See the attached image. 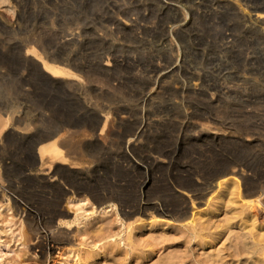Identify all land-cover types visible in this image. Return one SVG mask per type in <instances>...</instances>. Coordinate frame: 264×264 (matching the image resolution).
Returning a JSON list of instances; mask_svg holds the SVG:
<instances>
[{"label":"rangeland","instance_id":"rangeland-1","mask_svg":"<svg viewBox=\"0 0 264 264\" xmlns=\"http://www.w3.org/2000/svg\"><path fill=\"white\" fill-rule=\"evenodd\" d=\"M1 1L0 14L7 7L15 14L11 24L0 22V108L17 111L32 131L23 137L7 126L0 134V264H164L178 257L180 264H199L193 244L198 238L185 241L192 230L182 235L165 225L161 239L159 227L141 231L134 220L146 216L124 214L118 201L145 204L153 197L160 203L159 196L169 195L177 196L175 202L185 200L177 175L191 173L201 193L211 172L235 158L264 170V150L248 145L250 137L242 136L238 145L214 138L239 135L238 129L251 133L255 119L264 115V34L247 15L264 0ZM69 33L76 42L66 41ZM29 49L42 62L75 66L78 81L70 86L71 80L63 79L65 87L53 83L27 56ZM139 118L149 127L139 142L132 141ZM54 131L83 147L78 159L87 168L49 176L35 152L40 139ZM163 147L174 149L171 165L142 159ZM109 193L117 198L99 201ZM215 198L213 207L203 198H187L191 210L197 207L195 222L203 226L197 232L208 238L209 230L232 227L234 234L262 237L264 221L254 224L235 202L226 207L225 197V202ZM52 237L61 241L58 249L51 248ZM42 245L48 246L44 252ZM206 250H220L224 261L235 262L234 246L225 237ZM256 254L259 264L262 257Z\"/></svg>","mask_w":264,"mask_h":264},{"label":"bare ground","instance_id":"bare-ground-1","mask_svg":"<svg viewBox=\"0 0 264 264\" xmlns=\"http://www.w3.org/2000/svg\"><path fill=\"white\" fill-rule=\"evenodd\" d=\"M5 1H9V0H5ZM174 7H175V5H174ZM10 8L7 7V9H4V11L0 14V22H2L5 25H9V23L11 21V18L15 14L14 12L11 11ZM247 12H249L247 15L251 19L250 23L252 22L254 24V26L258 28L259 34H264V6L253 7ZM255 31L257 32V30H255ZM74 34H70V37L66 38V41H68V43H70V42L72 43L73 41H75L74 40L75 39ZM260 36H262V35H260ZM260 36H258V37L261 38ZM26 54H27V56H30L36 62L41 64V67L43 68V71H45L47 73V76H49V79L53 83L57 82L60 85V87L61 86L65 87L64 84H66V83L61 82L63 79H66V78L70 79L71 80L70 82L72 83V84H70V86H71V85H74L75 80L78 81L77 78L80 77V74H79L80 71L75 66H72L70 64L59 65V64H49L47 62H42V60L40 59V57L38 56L36 51L33 50V49H29ZM104 65H105V68H109V69L111 68V62L110 63L107 62ZM72 87H74V86H72ZM75 88H77V86ZM0 112H1V114H0V134L1 133L3 134V130H5V127H7V126H10V133L13 132L15 134H18V136L20 135V136H23V137H27V136H29L31 134V131H32L31 127L28 124L22 123L23 119L20 117V115H18L16 113L17 111L7 110V109L4 110V109L0 108ZM122 112H124V110H122ZM142 113H143L142 116L144 117V114L147 113V112L143 111ZM145 116H147V114ZM141 118H139L138 124L136 125L137 126L136 131L133 132V134H132V136H133L132 141L134 140V141H138L139 142L140 138L144 134H146V132L148 130L149 121L148 120L146 121V120H144V118L143 119H141ZM159 120H160L159 118H156V119L153 118V120H151V121L158 123ZM254 122L255 123L253 125H254V128L255 127L256 128L254 129L255 131L252 129L251 133L249 131H243L241 129H238V130H236V132L234 131V133H237L239 135H231L230 134L231 136H221V137H219L217 134H215L214 138H217L219 141H224L225 143H229L230 145H232V144H237L238 145V144H243L242 136H248V137L251 138L250 141L247 143L248 145L249 144H254L255 147H258L259 149L264 150V130H262V131L260 130L261 128L264 129V115L261 116V117H257ZM105 124H106V122H105ZM102 127L103 128H102L101 134L103 135V132L105 130V125L102 126ZM235 127H237V126H235ZM94 130H95V128H94ZM67 132L69 134V131H67ZM71 138H72L71 135L68 136L67 133H65V132L64 133H60L59 135L56 136V133L54 131V133H50L49 132L47 135H45V137L41 138L40 141H39L41 144H40V146L38 148V151L35 152V157H36V159H39L41 161L42 166L43 165H45V167L47 166V168L49 170L47 172L50 173L49 176H51L54 179H56V178L58 179L59 177L62 178V176L64 174L60 175L58 173L62 169L66 170V171H68V170L70 171V169H74V168H85V167L87 168V166L85 164V161H83L82 159H78L79 158V154L81 155L84 152L83 147H80V145L78 146V145H75V144H71V142L73 141ZM48 139H51V140L48 141V142H44V141H46ZM136 144L137 143L132 144L130 149L131 150L134 149ZM220 144H218L219 147H220ZM215 146H217V145H215ZM168 147L167 148L163 147L162 151H157V150L154 151L153 150L154 152L151 153V154H148V155H145L143 153L145 156H142V159H146L147 161H149V163H151L152 166L153 165L154 166L161 165L162 163L171 165V162H172L171 155H172V151L174 149L171 151ZM234 148H233V150H234ZM221 149H222V147H221ZM158 150H159V147H158ZM209 150H212V149L209 148L208 151ZM215 150H217V149H215ZM149 151L151 152L152 149L151 150L149 149ZM174 153H175V151H174ZM210 153H211V151H210ZM259 153L260 152H258V154ZM204 155H205V153H204ZM218 156H219V154H218ZM234 156H236V155H234ZM220 157H222V156H220ZM208 158H209V154H208ZM208 158L206 160L209 162V164H208V162L206 164L212 165L214 160H212L211 158L210 159H208ZM198 162H200V161H197V163ZM216 162L217 161H215V163ZM219 164H220V162H219ZM212 166H214V165H212ZM256 166H258V165H256ZM45 167L43 166L44 169H45ZM159 168H160V166H159ZM183 171H185V170H183ZM174 172L172 173V176H171L172 177L171 180H173V187L170 186L171 190H173L172 195L174 194V189H173L174 188ZM182 173H184V172H182ZM188 173L189 172H187L186 174H188ZM179 175H177V177L175 176L176 177L175 178L176 179L175 182H176V185L180 188V190L183 191V192H181V195L185 196V198H186V196H187V198L190 197L191 199L192 198L193 199H195V198H198V199L201 198L202 199L203 198L204 199V203L203 204H207V206H209L211 204V201L212 200L214 201L213 198L217 197L218 200H221V202H223L224 201L223 198L225 197L226 198L225 201L228 203V204H225L226 207L230 206V203H234L235 202L237 205L240 206L241 212L246 213L249 216L250 219L252 218L254 224H255L257 219H259L261 222L264 221V179H263L264 170L263 169H261V171H258L255 167H253V165L251 163L244 162L240 158H235L234 160H230V165L227 164V166L220 167V168H215L211 172V176H210L211 180L208 179V181L210 180L208 185L205 184L207 182L204 183V185L207 186V187H205L204 189L201 188V189H203V191H201V193L198 191L197 188H195V187H200L199 186L200 183L197 181V179L195 177H193V175H191V173L188 174L185 178H182V177L180 178ZM206 178H204V180ZM202 182H203V180H202ZM179 188H177V189H179ZM165 189H164V191H165ZM2 190H3V188H2ZM221 190H224V191H221ZM166 191H168V190L166 189ZM169 191H170V189H169ZM164 193H166V192H164ZM164 193H162V194H164ZM168 193H170V192H168ZM159 194H158V196H159ZM215 194H216V196H215ZM113 195H115V194L113 193ZM113 195L112 194L110 195V193H109V195L103 196V199L99 198V201L100 202H104V201H107L108 199H116L117 197L115 198ZM174 195H173V197H174ZM170 197L171 196L169 195V199L167 197H166V199H164V198L162 199L159 196V199L161 201L160 203H157V202L153 201L154 200L153 197L147 199V202L145 204H142L141 202H139V200L138 201L136 200L134 202H128V201L122 200V201H118V203H119V205L121 207L122 212L124 214L128 215V216H132V215H136V214L138 215L139 213L144 214L146 216L145 218H143V219L138 218V219L134 220V221H140L139 223H137L136 227L141 229V231H143V229L145 230V228H148V229L150 228V230L152 231V229L154 227H159L160 230H161V233L158 234V235L161 236V239H162V232H165V230L167 229L166 227L175 229V231H177L179 234H182V235L186 234L189 231V230L187 231L186 229L192 230V232L190 234H187L188 238L186 237L187 240L185 238V241L187 243H189V242L193 241L192 240V239H194L193 237L198 238L197 240L195 239L196 242H194L193 244L196 243V247L198 248V251H199L198 255H197L198 257L197 256L195 257L199 264H255V261L257 260L255 258V255H257L256 253H259V256L262 257V258L259 259V264H264V234H262L261 238H258V239L252 238L251 239L250 237H248L247 234H243V233H240V232L237 233V234H234V231H233L232 227H227V228H225V230L224 229H221V230L217 229V231L215 230L216 232L211 233V230H209L210 228L205 226L206 229H208L209 231H207L205 229L204 230L207 231V233L210 232V234H208L209 235L208 238H206L207 235L205 234L206 232L204 230L203 231L205 232L204 234L206 236H204L201 233L202 230H200L201 232H197L196 231L198 229L197 227H200L199 229H202L203 226H198L199 223L197 224V221L195 222V220L197 218L196 217L197 213L195 211V209L197 207L196 208L194 207L195 204L192 203L194 205H193V210H191L190 206L188 205V202L186 201L187 198L185 200L182 199L181 201L177 200V202H175V200L177 199V196H176L175 200H174L173 197H172L173 199H171ZM96 201H98V200H96ZM190 202H193V201L190 200ZM16 203L17 202H15L14 204H16ZM212 203L215 204V206H216V203H214V202H212ZM211 205L209 207H213ZM219 205L221 207V204H219ZM19 206H17V209H18ZM215 206H214V208H215ZM223 206H224V204H223ZM220 207H218V208H220ZM162 208H164V209H162ZM207 208L208 207H206V209ZM21 211L24 212L23 210H21ZM165 212H170V214L171 213L174 214V216L172 215L174 217V219L166 216ZM61 214H62V211L59 212L58 215H61ZM226 214H228V211H226ZM29 223L31 224V222H29ZM165 225H167V226L165 227ZM128 226H130V225H128ZM216 226L218 228V225H216ZM219 226H220V224H219ZM111 235L112 234L108 235V237L111 236ZM150 235H152V238L154 239V236H156L157 234L155 235V233H154V235H153L151 233ZM163 236H164V234H163ZM157 237L158 236H156L155 238H157ZM224 237L231 242V246H234L233 254H234L235 257L233 256V258L237 259V260L233 259V261H235V262H231V260L224 261L225 258L223 256H221L220 250H218L217 252L207 251L206 250V245L208 243H211V241L216 240V239L217 240L218 239L222 240ZM152 238L150 237L149 239L153 240ZM28 239H29V237H28ZM52 239H54L53 241L55 243L53 244V247L51 246V248L58 249L59 248L58 244L61 241L56 240L54 237H52ZM41 240H43V238ZM159 240H160V238H159ZM99 241H100V239H99ZM154 241H156V239ZM181 242H184V241H181ZM41 244H39V245H41ZM41 247H42V252H44L45 249L48 248L47 245L46 246L42 245ZM196 247L195 248L192 247V248L196 249ZM188 248L190 249V246ZM193 249H191V250H193ZM99 250H101V249H99ZM177 250L179 251V248L176 249V251ZM186 251H187V249H186ZM188 252L189 251H187L185 253L187 254ZM190 252L188 253V255L190 254ZM194 253H197V250ZM180 254H182V253L180 252ZM178 255H179V253L177 254V256ZM188 255H186V256H188ZM190 255L191 256L193 255L192 252H191ZM177 256L174 254V258H176ZM186 256L184 257L182 255V257H180V259L181 258L183 259V257L186 258ZM218 256H221V257L219 258ZM178 259H179V257L177 258V261L176 260H174V262L173 261H169V262H166L164 264H177V263L180 264V261ZM182 259H181V261H183ZM192 261L194 262V260H192Z\"/></svg>","mask_w":264,"mask_h":264}]
</instances>
